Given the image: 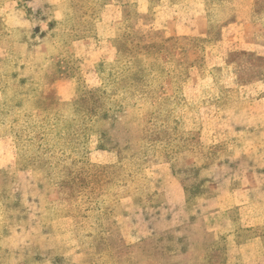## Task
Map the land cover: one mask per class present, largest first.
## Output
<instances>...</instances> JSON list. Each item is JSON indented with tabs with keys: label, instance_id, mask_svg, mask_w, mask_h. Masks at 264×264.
Wrapping results in <instances>:
<instances>
[{
	"label": "rangeland",
	"instance_id": "obj_1",
	"mask_svg": "<svg viewBox=\"0 0 264 264\" xmlns=\"http://www.w3.org/2000/svg\"><path fill=\"white\" fill-rule=\"evenodd\" d=\"M88 1L0 0V136H8L14 147V164L0 167V264H128L133 255H146L166 238L172 246L179 245L173 233L141 241L125 239L114 225L115 218L132 211L130 200L141 218L150 217L153 207H162L163 195L152 192L144 176L146 169L158 165H165L173 185L182 186L191 211L212 194V155L227 150L224 145L205 144L204 122L197 112L200 99L191 103L185 96L188 76L192 83L197 73L206 74L205 43L172 39L165 50L160 41L150 60L151 43H113L126 35L134 42L140 38L131 35L129 21L108 34L98 25L100 2ZM232 4L242 21L247 15L244 5H256L253 11L264 14V0ZM215 21L213 37L225 24L219 18ZM244 23L262 30V22ZM102 34L109 53V42L115 51L107 55L108 60L88 56L86 47L76 50L77 40L91 37L97 42ZM134 72L140 83L130 86ZM64 76L76 80L69 102L58 95ZM95 89L104 93L108 119L101 125L111 148L114 143L129 145L121 153L127 158L137 153L143 120L153 121L148 112L158 111L157 130L164 146L146 158L144 171L125 184L116 198L85 204L80 200L88 192L83 184L58 187L52 178L57 169L67 166V157H84L97 145L81 122L91 114L90 93ZM80 192L84 194L78 196ZM72 197H78L75 204ZM169 201L176 207L172 214L178 224L183 214L180 197L173 192Z\"/></svg>",
	"mask_w": 264,
	"mask_h": 264
},
{
	"label": "crops",
	"instance_id": "obj_2",
	"mask_svg": "<svg viewBox=\"0 0 264 264\" xmlns=\"http://www.w3.org/2000/svg\"><path fill=\"white\" fill-rule=\"evenodd\" d=\"M129 1L139 14L151 17L147 25L141 21L140 28L159 32L158 43H165V50L172 39L205 43L206 74L197 73L192 83L188 76L185 96L191 103L200 99L197 112L204 122L205 144L224 145L227 150L212 155V194L191 211L187 209L184 189L176 181L171 183L165 165L144 171L152 192L163 195L162 207H153L150 217L141 218L135 210L138 207L134 208L130 200L127 204L132 211L116 217L115 225L125 239L141 241L173 233L180 244L172 246L166 238L161 246L150 247L146 255H133L128 264H264V69L255 73L250 63H236L244 55L264 61V22L261 31L242 21L226 23L216 29L213 37L205 0H157L153 8L152 0ZM99 15L98 25H103L102 31L108 34L116 33L118 25L127 22L121 0H110ZM101 37L103 34L97 42L91 37L77 40L76 50L86 47L88 56L108 60L107 55L115 51L109 42V53ZM93 77L95 80L97 75ZM59 83L61 101L69 102L76 91L74 76H64ZM90 160L106 164L113 155L92 152ZM11 164L12 141L0 136V167ZM173 192L180 197L178 206L183 212L178 224L172 214L176 207L169 201ZM176 226L174 235L172 229Z\"/></svg>",
	"mask_w": 264,
	"mask_h": 264
},
{
	"label": "trees",
	"instance_id": "obj_3",
	"mask_svg": "<svg viewBox=\"0 0 264 264\" xmlns=\"http://www.w3.org/2000/svg\"><path fill=\"white\" fill-rule=\"evenodd\" d=\"M88 1V0H85ZM92 0H89L88 3H92ZM98 14H100L101 9L110 2V0H98ZM123 3V18L126 21L130 22V32L131 35H138V39L134 42L132 39H129V36H123L114 40L113 43H151L152 52L150 51L148 56L150 60H153V54L157 53V47L155 43H158L160 38V33L154 31L153 29H142L140 28V23L143 21L144 25L151 20V17L148 14H139L136 10V5L130 3L129 0H121ZM180 1V0H174ZM235 0H205L206 10L208 18L210 20V30L212 32L213 27L215 26V19L219 18L225 24L242 21L238 19L236 11L233 9ZM4 2V0H2ZM157 0H152L150 5L152 8ZM232 4V9L229 8V5ZM246 16L243 17V21H258L264 22V14H257L253 9L256 7L250 5L242 6ZM152 9H150L151 11ZM226 10V11H225ZM246 10H249L246 13ZM100 17V15H98ZM141 38L144 40L142 41ZM117 49L119 51V45L117 44ZM239 65L241 63H250L255 68V73H262L264 69V61L262 59L254 58L251 56L244 55L239 61H236ZM152 67V66H151ZM130 68H135L134 63L130 64ZM157 72V70H155ZM177 78V77H176ZM130 86H137L140 81L135 76V72L132 73L129 77ZM115 84V82H114ZM103 99L104 93L102 89H95L90 93V103H91V114L89 117L81 118L83 128L88 130L90 137L96 138V147L93 150H88L85 153L84 157L74 155L75 159L67 157L69 163L67 166H61L57 169L54 177L52 178L54 186L65 187V186H76L77 184H83V187L88 188V192L81 198L85 204H97L101 202H106L111 199L116 198L121 188L130 182L133 177L142 173L145 168V160L151 155H155L164 146L163 139L164 137L159 138L160 130V112L149 113L151 120H143L142 131L140 138L138 139L139 147L137 153H134L131 157L127 158L121 153L130 149L129 145L121 146L119 143H114L113 148L110 147L112 144L110 139L106 137L105 132L102 129L101 123L108 119V111L103 109ZM110 104L109 101H104V104ZM152 122V123H151ZM179 126L181 127L182 122L178 121ZM151 127L149 128L148 126ZM77 132V131H76ZM92 152H105L113 155V160L110 163L106 164H96L90 160V154ZM185 192V191H184ZM84 194L82 192L78 193ZM78 198V197H77ZM75 197L71 198L73 204L76 203ZM187 203V200H186ZM101 210V209H99ZM102 212L104 217H106V209L103 208ZM115 225V223H114ZM185 248L180 250L184 251Z\"/></svg>",
	"mask_w": 264,
	"mask_h": 264
}]
</instances>
